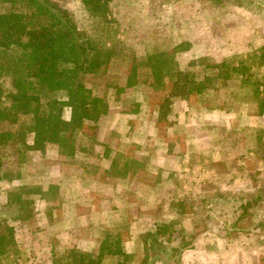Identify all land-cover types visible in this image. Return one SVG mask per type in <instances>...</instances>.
<instances>
[{"label":"crops","instance_id":"crops-1","mask_svg":"<svg viewBox=\"0 0 264 264\" xmlns=\"http://www.w3.org/2000/svg\"><path fill=\"white\" fill-rule=\"evenodd\" d=\"M209 1L212 7L213 3L216 7L215 2H220ZM226 1L229 0H223L218 8L220 10L222 7V13L217 9L218 14L211 18L213 23L209 25L210 28L219 25L226 35L224 39L227 44H232L230 23L233 19L235 21L237 11L225 10ZM83 10L86 12L84 8ZM86 17H89L87 13ZM249 18L253 19L252 16ZM248 20L246 17L247 22ZM245 32L248 33L247 29ZM207 36L209 37V34ZM240 39L242 42L237 43L234 52H247L252 46V37L244 36ZM148 44L149 42L146 47ZM201 45V42L197 41L188 50L177 52L179 54L176 55L179 58L180 55L183 57L188 54L196 58L202 53V56L212 59V55L203 54V45L197 49ZM148 47L151 52L150 45ZM231 49L232 46L220 49L217 59L223 62L233 54ZM198 52L200 54L195 56ZM128 68L129 65L123 56L117 55L109 63L105 74L88 77L92 93L103 98L107 104L106 112L101 114L97 121H85L81 130L74 131L71 136L64 132L60 135V142H47L43 149L32 147L34 133L27 132L25 144L29 145L30 149L25 150L24 155H19L20 162H17V154L15 160L9 162L13 155L7 150H0V155L4 157L3 163L7 165L15 161L17 167L14 175H7V169L0 170V189L5 190L0 191V195L3 194V203L7 201L5 194H8L10 187L20 194L22 199L33 201L31 215L27 219L17 220L22 221L21 225L8 222L13 227L15 242L11 246L29 245L35 248V245H38L45 249L48 247L50 251L58 241L59 246L67 244L66 246L75 247L82 252H96L98 255L100 247H107V239L110 236L118 240V235L112 236L116 230L123 227L119 225L121 215H125L130 220L128 231L126 230L128 236L121 240V253L129 256L134 253V257L141 249H149V239L145 238L155 227L166 225L175 219H178V222L185 220V224H189L190 217V228L193 229L197 224L199 212H184L177 207L173 208L174 205H171L169 199L201 198L202 201L207 193L200 192V187L203 186L201 182L216 183L217 186L223 182L226 188L223 186L216 189L218 191L212 192L213 197L236 198L240 201L249 197L259 199L258 205L261 204V207L256 209L255 216L252 217L257 223L249 227L251 229L246 233H237L239 236L229 238L227 233L235 230L238 224L227 222L232 210L229 213L225 210L220 222L213 224L208 221L209 225L205 226L207 229L191 242L192 248H181L178 252L180 257L175 264H264V110L259 111L258 105L260 100H264L262 84H254V101L242 98L238 108L222 110L223 113L220 112L218 118L213 107H198L199 104L193 101L190 104L187 97L173 93L165 97L171 100L172 107L161 112L158 105V109L153 106L158 100H151L146 95L153 88L161 87L155 85L151 69L138 68L135 85L126 87ZM140 70L150 73L148 79L140 78ZM230 75L233 74L228 72L226 81L236 75L244 78V75L241 77L240 74ZM238 80H235V83L238 84ZM164 85L165 83L162 86ZM241 85L244 89L247 84L243 86L241 82ZM211 88L213 89L212 86L205 85L203 89ZM203 89V92L195 91L196 101L205 93ZM53 97L67 100L64 93L58 96L50 95V98ZM250 101L256 106L255 110L253 107L249 108L252 112L248 111ZM70 116L71 109L65 106L62 117L68 121ZM25 118L27 121L24 122L28 124L31 116ZM217 120L224 124L223 126L228 122L226 129L229 133H241L242 136L248 132L254 133L257 142L256 148H250L243 141V149L247 147V150L239 153V160L236 161L238 164L235 160L229 163V167L233 169L229 176L218 172L213 166L216 165L217 152H220L221 156L223 154L222 147L215 146L211 137L216 132L213 127ZM200 121L212 126L211 130L207 126L206 141H203V136L199 134ZM250 139L252 140V137ZM20 145L24 147L23 144ZM248 159L254 160V163ZM179 183H182L183 187L179 186ZM184 186H190L191 192ZM18 206L21 207L20 204ZM241 206L240 209H244L245 206ZM193 212L196 214L188 215ZM237 221L239 222L238 217ZM209 227L216 228V232L213 233ZM217 233H221V236L215 235ZM52 236L55 238L53 241ZM215 237L221 239L216 240ZM210 239L213 240L212 243ZM220 245L222 248H213ZM9 253L15 254L9 250L1 256ZM118 255L108 252L102 256L100 264H117ZM130 258L131 261H136V257ZM54 261L51 259L50 264H54ZM150 261L152 262V259ZM36 264L43 263L37 261Z\"/></svg>","mask_w":264,"mask_h":264},{"label":"rangeland","instance_id":"rangeland-1","mask_svg":"<svg viewBox=\"0 0 264 264\" xmlns=\"http://www.w3.org/2000/svg\"><path fill=\"white\" fill-rule=\"evenodd\" d=\"M52 1L57 2L68 13L75 26L80 31L84 32L91 39H96V37H98V34H100V31L98 30L101 27V21L91 18L90 16L86 17L87 11L85 10L86 12H84L83 10L85 7L82 0ZM219 1L220 2H215L216 7H214L213 2L212 7L211 1L209 0L110 1L107 18L115 29V32L113 33V43H116V47L121 48L119 49L121 52L118 56H123L127 65H130L132 57L137 61H142L147 58V55L156 53L157 51H165L169 54L175 46L181 45L182 43H189V49L197 41L201 42L204 46V55H212V59H208L207 57L202 56V53L200 54V52L195 54V56L200 54L196 58H192V56L188 54L183 57L180 55L178 58V55L175 54L174 60L168 64V74L165 76L163 82L165 85L162 86V84L161 87H157L155 89L153 88L150 92L146 91V95H148L151 100H158V102L155 101L153 103V106L155 105V108L158 109V105L161 112H164L172 107L171 100L165 97L167 94L173 93V95L178 94L187 97L190 104L193 101L197 105L199 104L198 107H213V109L217 112L218 118L222 110L238 108L242 98H249L254 101L255 83H261L264 91V0L226 1L225 10H231L232 12L237 11L235 21L233 19L230 23V29L232 30V44L231 42L230 44H227L224 39V36L226 35H224V32L219 28V25L212 28H210L209 25L210 23H213L211 18L214 17L215 14H218L216 10L223 2V0ZM81 4L83 5L82 9ZM9 10L19 11L21 8L18 6L11 7L8 3L0 2V13H5ZM219 13H222V7L220 8ZM251 16L254 20L249 18ZM246 17L249 19L248 22L246 21ZM220 27L222 26L220 25ZM245 29H247L248 33L245 32ZM207 34H209V37ZM201 35L204 36L202 37ZM244 36H247V38L250 36L252 37V46L246 50L247 52H234L236 49L235 46L237 43L242 42L240 38ZM255 36L256 42H254ZM104 38L105 37H103V39ZM148 42L150 50L152 49L151 52L148 50V45L146 47ZM106 43L109 45L111 40H108ZM202 45L197 49H200ZM231 46L233 54L225 58L223 62L219 61L217 59L219 57L217 54L221 52L220 49H227ZM256 50H259V52L256 53ZM144 52L146 53L145 55ZM223 63H226L225 68L221 65ZM239 66L245 67L243 68L244 70L246 69L245 73L243 72V75L244 78L247 77L246 79L239 78L236 75L239 73L235 70L230 71L229 74L236 75V77L230 75L233 77L229 81H226L227 79L223 78L227 68L229 71L230 68ZM138 75H140L142 80H145L146 78L148 79L150 73L145 70H140ZM1 78L4 79L3 81H0L2 86L5 89H9L11 83L8 75ZM240 79L243 86L244 84H247L244 89L241 88L242 85ZM235 80H238L239 83H235ZM199 83H202L204 87L205 85H210L213 89H203L205 90V93L199 96V100L196 101L197 95L195 88ZM86 84L88 87L91 85L88 82V78ZM130 103L133 104V102ZM249 103L248 111L252 112L253 110L249 108L253 107L255 110L256 106L254 102L250 101ZM25 119H27L25 116L18 119V124H16L14 128L15 130H18L17 132L25 131V125L27 124V122H24L27 121ZM230 121L232 120H229V122ZM227 123L225 122V126H223L224 124H220V121L217 120V124L213 127L216 132L214 133V136L211 135V137L213 138L212 140L215 146H220L223 149V157L220 155V152H217L215 160L216 165L213 166L218 172L229 176L231 172H233V169L229 167V163H233L235 160V163L238 164L236 161L239 160V153L242 150H247V147H244L243 149V141L244 143L246 142V146H250V148H256L257 142H255V134L251 132H248L244 136H242L241 133H229L226 129ZM230 124L232 125V123ZM207 126L210 130L212 129L211 124H207L206 122H203L202 124V121H200L199 134L200 136H203V141L207 140ZM243 137H247V139H244ZM250 137H252V140ZM21 151V153H23L24 150L22 149ZM13 159L15 160V155H13L11 160L9 159V162L13 161ZM248 160L254 163V160ZM9 166H11L12 169L7 172V175H14V170L17 168L15 161L12 164L7 163V165L4 163L1 168L2 170H9ZM176 183L178 184L177 181ZM179 184V186L182 185L183 187L182 183ZM201 185L203 186L200 187V192L203 191L204 193H207L205 194V197L208 196L207 198H202V201L201 198L177 197L169 199V201L172 202L171 205H174L173 208L177 207L182 209L184 212L187 210L199 212V214L197 213V220L195 219L197 224L193 229L190 228L192 221L191 217L189 219L190 225L188 223L185 224V220H179L178 222V219H175L166 225H159L160 227H155L152 230L153 232L149 231V235L145 238L149 239L150 246H148V250L144 251V249H141L139 254L134 256L136 257V261H131L130 258L131 256L134 258V253H132L131 256L127 254H119V262L117 264H175L177 259L180 257L178 252L181 251V248L185 246L192 248L190 246L191 242L196 238V236L207 229L206 227L209 225L207 223L210 222L216 224L217 222L223 220V213L225 210L228 213L232 210V214L229 213L230 215L227 217V222L229 221V223L238 224L235 230H230V233H227L229 238L239 236L237 233H246L251 229H249V227H253L257 223L252 219V217L255 216L256 209L261 207V204L258 205L259 199L249 197L247 199L242 198L240 201L236 198L229 199L228 197H213L212 192L218 191L216 189L222 188L223 186L226 188L223 182L218 183L219 186H217L216 183L213 184L211 182L205 184L201 182ZM189 187L190 186L185 188L191 192ZM1 190L2 189H0V191ZM4 191L5 190L3 189L2 192ZM7 192L8 194H5L7 197V201H5V203H3V194L0 195V223H2L0 231H3V228L9 223L17 222L18 225H21L22 221L17 220L20 217L27 219V217L31 215L30 211L33 210V201L31 202L30 199L23 198L24 205L18 202V204L21 205L20 207L16 204L17 202L11 201V198H15V194L18 193H16L11 187ZM241 205L245 206L244 209H240V207H242ZM26 214L29 215L26 216ZM193 214H196V212L188 215ZM121 216L119 227H123L120 230H116L117 232H114L112 236L115 237L118 235V240L111 238V236L107 239L108 245H106V248L110 250H121V240H124L128 236L126 230L128 231L127 227L130 219H127L125 215ZM237 217L239 222L237 221ZM156 223L158 224L159 222L156 221ZM183 224L185 225L183 226ZM210 230L213 233L216 232V228L214 229V227ZM206 232L209 233V231ZM218 234L221 236V233H217L215 235ZM53 239L55 238L52 236V241ZM214 239L218 240L221 238L215 237ZM210 241L211 243L213 242L212 239H210ZM57 242L53 245V248L52 250L50 249V251L48 247L45 249L38 245H35V248L29 245H23L21 246L23 249L17 245L10 246L11 252H14L15 254L11 255V253H9L8 255L3 256L2 261L0 260V262L1 264H36L37 261H39L43 264H50L51 259H53L55 260L54 264H72L73 260L76 256H78L77 252L80 250L75 247H68L66 246L67 244L59 246ZM213 248L219 249L222 248V246H214ZM150 249L151 251L149 252ZM89 254L92 257L97 256L96 252H89ZM17 258L19 260H17ZM150 259H152V262Z\"/></svg>","mask_w":264,"mask_h":264},{"label":"trees","instance_id":"trees-1","mask_svg":"<svg viewBox=\"0 0 264 264\" xmlns=\"http://www.w3.org/2000/svg\"><path fill=\"white\" fill-rule=\"evenodd\" d=\"M110 1L82 0L88 15L101 21L100 34L96 39H91L75 26L57 2L0 0L11 7L21 8L19 11L0 13V81L4 80L1 77L8 75L11 83L9 89L0 83V150H7L10 155L17 154V162L21 161L19 155H24V151L30 149L25 144L27 132L34 133L32 147L43 149L47 142H60L62 133L71 136L85 126V121H97L106 112V102L92 93L86 81L91 75L105 74L109 63L121 52V48L113 43L115 29L107 18ZM108 40H111L109 45L106 43ZM188 47L189 43H182L169 54L157 51L142 61L132 57L126 87L135 85L137 70L141 66L151 69L155 85H162L168 74V64L174 60L177 52L185 51ZM225 64L221 65L225 68ZM243 68L232 67L229 71L227 68L223 78L234 70L243 77L246 70ZM201 85L197 84L196 92L204 88ZM61 93L67 96V100L50 98V95L58 96ZM258 105L259 111H263L264 100H260ZM65 106L71 109L68 121L62 117ZM28 115L31 118L25 125V131L17 132L14 128L19 117ZM3 158L0 155V168L4 165ZM8 168L7 172L11 171L12 167ZM11 201L24 203L20 194H15ZM13 243V227L8 224L0 231V256L9 251ZM104 246L100 247L96 257L78 251L72 264H100L102 256L108 252L122 254L120 249L113 252Z\"/></svg>","mask_w":264,"mask_h":264}]
</instances>
